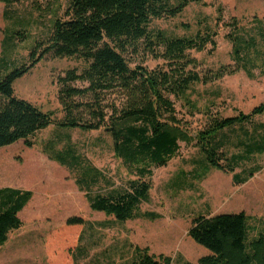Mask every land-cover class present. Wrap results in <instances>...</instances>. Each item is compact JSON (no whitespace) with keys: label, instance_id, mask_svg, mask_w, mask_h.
<instances>
[{"label":"rangeland","instance_id":"374dc122","mask_svg":"<svg viewBox=\"0 0 264 264\" xmlns=\"http://www.w3.org/2000/svg\"><path fill=\"white\" fill-rule=\"evenodd\" d=\"M33 1L22 0L9 6L7 20L3 19L0 3V36L3 37L4 30L6 33L19 30L24 34L23 37L16 35L12 41L13 47L8 53L10 67L26 63L33 45L46 42L54 14L61 16L68 4V0H60L59 8L53 5L51 10L39 12ZM203 2H189L178 15L154 18L148 27L175 37L205 33L206 28L215 32L214 47L208 44L201 51H187L197 60L193 69L199 73L221 65H235L232 43L226 37L229 31L245 37L252 35L256 43L249 55L255 67L253 77L239 69L208 83H193L184 98L171 96L177 116L185 122L191 136L204 127L209 115L226 117L239 111L247 113L264 100V0ZM39 3L44 6L46 1L39 0ZM218 15L222 18L220 21ZM232 18L237 19L236 27ZM127 58L132 67L163 66L162 59L143 50L131 52ZM85 67L86 62L79 57L45 55L14 81L15 95L43 111H53L54 117L60 119L63 113L57 99V78L67 70L81 72ZM74 85L85 84L78 81ZM254 120L264 122V113ZM226 133L228 155L240 152L242 147L237 141L244 139L242 130ZM29 140L31 147L23 140L0 147V180L10 181L15 187L29 186L34 191V205L26 206L19 215L23 226L11 230L7 242L0 247V264H127L137 246L147 247L156 256H170L171 264L186 261L196 264L199 257L208 253L187 235L192 219L198 215L242 211L249 218L252 234L256 230L264 232V153L253 155L252 160L237 167L234 172L256 166L259 170L244 183H234L232 173L205 165L194 142H179V150L172 159L165 165L151 167L152 175L147 179L149 197L139 206L140 214L149 215L118 221L90 209L83 192L74 183L79 170H68L49 158L52 152L67 146L73 148L85 164L100 173L99 182L91 188L92 195L106 193L109 184L120 187L127 179H135L136 175L114 154L111 136L105 127L83 131L50 125ZM69 216H80L86 223L67 233L65 220ZM77 244L79 249L73 262L68 251Z\"/></svg>","mask_w":264,"mask_h":264},{"label":"trees","instance_id":"16d2710c","mask_svg":"<svg viewBox=\"0 0 264 264\" xmlns=\"http://www.w3.org/2000/svg\"><path fill=\"white\" fill-rule=\"evenodd\" d=\"M20 1L0 0L4 4V20L9 19V6ZM45 1L44 6L39 0L32 3L39 12L49 11L53 5L59 8L60 0ZM189 2L204 3L203 0H68L62 15L54 14L46 42L34 44L28 61L15 67H10L8 53L16 35L24 34L4 30L0 43V66L5 70L0 78V147L18 140L31 147L29 138L50 125L83 131L105 127L114 154L136 175L135 179H127L120 187L109 184L106 193L92 195L91 188L99 182L100 173L85 164L73 148L67 146L52 152L49 158L68 170H79L74 183L90 209L118 221L149 215L140 214L139 206L149 197L147 179L152 175L151 167L165 165L172 159L179 150V142H194L207 167L228 171L234 183H244L259 167L234 171L252 160L253 155L264 153V122L254 120L264 113V100L247 113L209 115L204 127L191 136L185 122L178 118L171 96L184 98L193 83H208L239 69L253 77L255 66L249 52L256 40L252 35L245 37L229 31L226 37L232 43L235 65H221L203 73L195 71L193 67L198 62L187 51H201L208 44L214 47L215 32L206 28L205 33L175 37L148 27L154 18L178 15ZM217 9L221 12V7ZM221 19L218 15L217 20ZM232 23L236 27L237 19L232 18ZM140 50L162 59L163 66L132 67L127 56ZM48 54L79 57L86 62L81 72L70 69L57 78V99L63 113L60 119L54 117L53 111H43L17 97L13 87L16 79ZM78 81L85 85L75 86ZM107 95L112 98L108 100ZM233 129L242 130L244 139L237 141L242 150L228 155L226 131ZM31 197L30 190L0 188V247L11 230L22 226L18 213ZM85 223L80 216H69L65 228L70 233L69 229ZM252 230L248 216L242 211L194 217L187 235L208 250L196 264H264V232L255 229L252 234ZM80 239L79 232L77 241ZM77 249L79 244L68 251L73 262ZM171 263L170 256H156L147 247L137 246L127 264Z\"/></svg>","mask_w":264,"mask_h":264},{"label":"crops","instance_id":"0c3cea01","mask_svg":"<svg viewBox=\"0 0 264 264\" xmlns=\"http://www.w3.org/2000/svg\"><path fill=\"white\" fill-rule=\"evenodd\" d=\"M3 4V3H2ZM3 8H4V4H3ZM1 39H2V37L0 36V43H1ZM1 47V46H0ZM0 50H1V48H0ZM4 72H5V70H4V68L3 67H1L0 66V78H1V76L4 74ZM0 101H1V99H0ZM64 167V166H63ZM2 187H13V188H19V189H24V190H30V191H32V197H31V199L27 202V204L24 206V208L26 207V206H33L34 205V203H32V201H33V199H34V191L31 189V187H29V186H25L26 188H22V187H15V186H13V184L12 183H10V181H7V180H0V188H2ZM85 198V197H84ZM23 208V209H24ZM34 211V209L32 210V212ZM21 212V211H20ZM20 212L18 213V216L20 215ZM22 221V220H21ZM22 226H23V221H22ZM21 226V227H22ZM20 227V228H21ZM19 228V229H20ZM7 242V241H6ZM5 242V243H6ZM4 243V244H5ZM208 254V253H207Z\"/></svg>","mask_w":264,"mask_h":264}]
</instances>
